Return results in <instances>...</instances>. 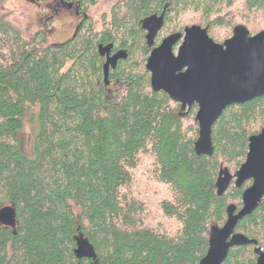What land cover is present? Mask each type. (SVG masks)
<instances>
[{"label": "trees", "instance_id": "obj_1", "mask_svg": "<svg viewBox=\"0 0 264 264\" xmlns=\"http://www.w3.org/2000/svg\"><path fill=\"white\" fill-rule=\"evenodd\" d=\"M63 1L83 18L61 42L0 20V208L17 220L0 225V264H198L251 184L218 193L217 179L264 127V96L227 106L198 154V105L151 85L152 27L207 25L221 42L237 24L264 30V0H121L99 28L97 0ZM236 229L264 246V198ZM255 259L245 244L222 264Z\"/></svg>", "mask_w": 264, "mask_h": 264}, {"label": "water", "instance_id": "obj_2", "mask_svg": "<svg viewBox=\"0 0 264 264\" xmlns=\"http://www.w3.org/2000/svg\"><path fill=\"white\" fill-rule=\"evenodd\" d=\"M146 67L153 89L167 92L180 102L185 113L198 105L195 119L199 123V136L195 151L211 155L212 127L227 106L264 96V30L250 33L246 25L237 24L232 35L220 42L210 35L207 25H186L182 31L163 37L151 50ZM232 179L238 187L249 179L252 183L243 191V206L237 211L235 204H229L225 223L212 226L208 250L198 264H222L231 247L257 244L256 239L235 232V228L259 206L264 196V127L249 137L246 158L233 174L220 170L218 193H223ZM0 220L15 227L14 207L0 208ZM255 251L258 253L255 264H264V250L257 246Z\"/></svg>", "mask_w": 264, "mask_h": 264}, {"label": "rangeland", "instance_id": "obj_3", "mask_svg": "<svg viewBox=\"0 0 264 264\" xmlns=\"http://www.w3.org/2000/svg\"><path fill=\"white\" fill-rule=\"evenodd\" d=\"M119 1L121 0H97L89 8L88 13L97 28L102 24L103 15L110 17L113 5ZM82 18L83 15L77 12L75 4H66L62 0H0V20L16 26L27 38L40 33L44 44L61 42L71 37ZM152 29L156 30L158 44L168 35L158 24L153 25Z\"/></svg>", "mask_w": 264, "mask_h": 264}, {"label": "flooded vegetation", "instance_id": "obj_4", "mask_svg": "<svg viewBox=\"0 0 264 264\" xmlns=\"http://www.w3.org/2000/svg\"><path fill=\"white\" fill-rule=\"evenodd\" d=\"M62 1H63V0H62ZM63 3H65V2L63 1ZM77 12L80 13V15H82V13H81L80 11H77ZM81 21H82V20H81ZM80 23H81V22H80ZM79 25H80V24H79ZM156 27H158V26H156ZM232 180L234 181V179H232ZM247 181H251V183H252V179H249V180H247ZM245 182H246V181H245ZM248 186H249V185H248ZM248 186H247V187H248ZM247 187H245V189H246ZM245 189H244V190H245ZM244 190H243V191H244ZM242 196H243V193H242ZM263 198H264V196H263ZM262 200H263V199H262ZM241 201H242V199H241ZM261 202H262V201H261ZM259 205H260V204H259ZM242 206H243V202H242L241 207H242ZM236 207H237V206H236ZM241 207H240V208H241ZM258 207H259V206H258ZM258 207H257V208H258ZM240 208L237 207V211H238ZM257 208H256V209H257ZM256 209H255V210H256ZM255 210H254V211H255ZM226 219H227V217H226ZM242 219H243V218H242ZM225 221H226V220H225ZM224 223H225V222H224ZM224 223H223V224H224ZM238 223H239V222H238ZM223 224H222V225H223ZM0 225L10 226V225H6V224L3 223L1 220H0ZM222 225H220V226H222ZM237 225H238V224H237ZM236 228H237V226H236ZM236 228H235V232H241V231H237ZM242 233H244V232H242ZM244 234H245V233H244ZM246 235H247V234H246ZM247 236H248V235H247ZM249 237H250V236H249ZM251 238H254V237H251ZM254 239H256V238H254ZM256 240H257V244L246 243V244H251V245H253V250H254V252H255V254H256L255 262H256L257 257H258V253L255 251V247L258 246V247H261L262 250H264V246H263L262 244H260V242H259L258 239H256ZM241 245H245V244H241ZM235 246H239V245H235ZM235 246H233V247H235ZM231 248H232V247H231ZM231 248H230V249H231ZM229 251H230V250H229ZM228 253H229V252H228ZM255 262H254L253 264H255Z\"/></svg>", "mask_w": 264, "mask_h": 264}]
</instances>
